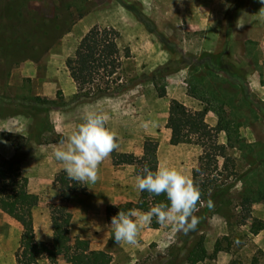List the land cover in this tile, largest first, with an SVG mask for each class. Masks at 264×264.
I'll return each mask as SVG.
<instances>
[{"label":"rangeland","instance_id":"1","mask_svg":"<svg viewBox=\"0 0 264 264\" xmlns=\"http://www.w3.org/2000/svg\"><path fill=\"white\" fill-rule=\"evenodd\" d=\"M261 7L264 4L260 0H0L1 158L11 159L18 153L24 157L23 175L29 179L38 177L40 167L31 169L29 159L44 162L81 122L86 111L99 112L103 102L110 101L112 110L122 112V117L112 125L122 143L127 136H133L135 144L140 142L137 146L140 149L145 141L152 140L158 167L177 169L194 181L199 178L200 183L215 180L221 188L218 190L221 197L215 198L211 206L201 202L195 213L199 224L187 235L175 232L171 226L159 225L154 218L151 225L139 228L136 244L115 243L112 229L105 242L94 244L95 236L90 230L104 218L100 212L96 217L84 214L95 210L87 185L85 193L70 197L64 196L54 184L44 190L28 186L29 193H39L36 210L41 215L49 212L50 204L54 203L66 204L76 214L69 245L88 240L91 248H103L111 254L112 264H190V252L200 235L204 236V246L212 257L198 264L232 261L250 264L258 250L264 252V230L258 236L250 233L253 219L264 222V201L254 203L249 215L242 209L243 178L253 165H258L253 177L255 186L264 183V165L255 159L256 154H264ZM129 8L140 12L144 22ZM94 26L113 28L120 34V67L112 77L106 76V62L103 56L98 57L93 85L85 95L76 96L78 86L66 63L74 58L81 40ZM248 41L259 45L253 55L263 68L262 76L249 66L245 50ZM128 52L130 56L126 58ZM221 52H228L235 65L246 67L249 72L248 93L255 111L241 104V94L231 95L233 108L227 109L233 111L229 118L239 126L240 139L254 153L246 159V149L227 147L225 154L231 161L226 164L223 158H218L216 171L212 168L201 175L203 148L195 143L171 145V131L166 125L175 103L193 112L204 109L201 101L189 95L190 66L204 53ZM205 74L200 72L199 76L203 79ZM219 78L224 80L225 76L219 74ZM212 84L219 89L222 86L220 82ZM230 91L226 94H231ZM36 97L56 102V108L38 109L31 102ZM136 109L142 113L138 117L134 116ZM206 122L217 134L218 144L227 146L228 138L217 116L209 112ZM215 122L216 128L212 126ZM46 148L49 151L44 153ZM117 156L115 153V159ZM50 159L56 161L54 155ZM117 207L108 209L105 221L109 227ZM86 221L88 230L81 226ZM21 234V225L0 210V264H16ZM43 245L49 251V245ZM40 264L50 262L45 259ZM57 264H68L66 257H59Z\"/></svg>","mask_w":264,"mask_h":264},{"label":"trees","instance_id":"2","mask_svg":"<svg viewBox=\"0 0 264 264\" xmlns=\"http://www.w3.org/2000/svg\"><path fill=\"white\" fill-rule=\"evenodd\" d=\"M130 11L136 15L138 20L144 22L140 12L132 8ZM119 39L120 34L115 29L94 26L81 40L74 58L67 60L66 63L71 78L78 86L76 96L85 95L93 85V73L97 69L98 57L103 56L106 62L107 68L104 70L106 76L112 77L115 75L121 61L118 46ZM258 46L256 42H246V58L249 66H252L262 76L263 68L258 58L253 55V51L257 50ZM129 56L128 52L125 57L128 58ZM190 69L189 95L201 101L205 107L200 111L193 112L182 104L175 103L171 106L166 125L167 129L171 131L170 144L173 146L193 143L200 145L204 150V164L200 167L201 175L206 174L207 170L209 171L212 168L216 171L218 158H223L226 164L231 161L225 154L227 147H238L243 151L246 149L248 154H245V158L248 159L254 153V150L240 139L239 126L232 123L229 118V116H233V111L228 112L227 109L233 108L232 96L241 94L239 100L241 104L255 111V103L248 93V69L235 65L231 61L228 52L219 54L204 53L194 59ZM200 72L206 73L203 79L199 76ZM219 74H223L225 79L219 78ZM213 81L222 83L220 89L213 86ZM226 91H230L231 94H226ZM31 102H35L34 104L37 105L38 109H41L42 106H45L44 109L47 107L56 108V102L40 97L33 98ZM209 112H213L221 123L228 138L227 146L218 144L217 134L207 124L206 116ZM185 131L187 134H184ZM16 151H18V147ZM156 152L155 142L147 140L143 145L142 157L134 154L118 155L115 159V166H134L137 175L142 174V168L145 165L155 171L158 167ZM112 153L115 154L116 150ZM255 159L260 162L261 166L264 165V154H256ZM23 160L24 157H20L18 153L11 159L0 157V210L22 227L19 250L16 253V264H40L45 259L50 264H57L61 256L66 257L68 264H112L113 256L105 251L92 250L88 240H79L72 246L69 245L73 214L66 204L50 205L53 240L49 251L35 239L33 211L38 206L39 199L29 194V181L22 173ZM256 171H258L257 164L253 165L243 178L245 192L242 197V209L248 212V215L254 203L264 201V183L255 186V179H253L254 175L257 174ZM200 181L198 178L195 183L202 191L201 202H208L209 199L212 202L215 198L221 197L222 194L218 191L221 188L218 186L217 181L209 179L204 180L202 183ZM54 187L66 197L86 192V185L78 184L69 179L63 170L55 177ZM159 203H168L166 195L153 196L148 192H141L136 204L117 207L115 215L120 210L126 211L131 208L147 211ZM207 211L208 209L205 210V212ZM263 230L264 222L253 219L250 233L253 236H258ZM263 253L262 250H258L251 258L250 264H262ZM210 257L212 256L204 246V236L200 235L190 252L189 263L198 264ZM230 264L242 263L232 261Z\"/></svg>","mask_w":264,"mask_h":264},{"label":"clouds","instance_id":"3","mask_svg":"<svg viewBox=\"0 0 264 264\" xmlns=\"http://www.w3.org/2000/svg\"><path fill=\"white\" fill-rule=\"evenodd\" d=\"M260 3L264 4V0ZM259 13L264 16V7ZM108 122L107 114L86 111L81 122L54 149V158L69 179L81 185L98 181L100 164L119 148L117 133L107 126ZM135 179L139 191L153 196L166 195L168 203L156 204L147 211L120 210L110 224L115 243L136 244L139 228L151 225L154 218L159 225L171 226L175 232L185 235L196 230L199 217L195 213L199 211L202 191L194 179L174 168L159 166L153 171L147 165ZM208 204H212L210 199Z\"/></svg>","mask_w":264,"mask_h":264},{"label":"crops","instance_id":"4","mask_svg":"<svg viewBox=\"0 0 264 264\" xmlns=\"http://www.w3.org/2000/svg\"><path fill=\"white\" fill-rule=\"evenodd\" d=\"M110 103H111L110 101H104L100 108L101 110L100 111L98 110V111L103 112L109 116V122L107 126L113 131H115L112 125L117 122V119L119 118V116L122 115V112L112 110L110 107L111 106ZM143 105H144L143 101L140 100V106H143ZM124 113L128 114L130 112L125 111ZM131 114H134V113L132 112ZM141 114L142 113L136 109L134 116L138 117ZM215 125H212V126L216 128L218 125V122H215ZM133 126L134 124L131 125V127ZM134 139L135 138L133 136L132 137L127 136L126 142L122 143L117 134L119 148L116 151V156L120 154L121 155L122 154H134L138 157H142L143 147L140 149H137V146L140 142L137 141V144H135L136 142ZM47 151H49V148H46L44 150V153H46ZM51 156L53 155L47 156L44 159V162H41L40 160L35 159L33 157L29 159V162H31V169L33 168L35 169L39 166L40 168L37 171L41 173L38 177L33 178V179H29L27 175V179L29 181V187L31 189L32 187H38L41 190L48 189L51 184L52 185L54 184V180L56 176L55 174L63 170L60 162L52 161L50 159ZM157 160H158V157H157ZM114 161H115V154L111 153L110 157L107 158L105 161H103L99 166L98 181L95 184H92V183L87 184V187H88L87 193L88 195L91 196V198H94L93 203L95 205L94 206L95 210H94V213H92V211H88V212H85L84 214H86L88 217H92L93 215L96 217V216H99L98 212H100L101 218H104V221H103L104 223L99 221L98 224H96L93 227V229L90 230L95 236L94 244L97 242H99V244L101 242H105L107 238L111 235V228L105 221L107 217L108 209L110 207H117V206L119 207V206H125L128 204H136L141 194V191H139L135 186L136 185L135 178L137 176L135 174V167L134 166L116 167L114 164ZM24 169L27 171V168L25 166H23V170ZM29 194L30 195L33 194V196L39 197V193L37 192H33V193L31 192ZM54 204H61V203H54ZM72 214H73V219H72L71 227H70L69 244H70V238H71L70 237L71 231L77 221L76 214H74L73 212ZM88 222L89 221H86V223H82L81 225L85 230L89 229ZM33 224H34V231H35V239L42 244L49 245V248H50L52 244V240H53V228H52L50 209H49V212H46L44 215H41V213H39L35 208L33 211ZM91 249L97 250V251H104L103 248H99V247L97 248L93 247Z\"/></svg>","mask_w":264,"mask_h":264}]
</instances>
